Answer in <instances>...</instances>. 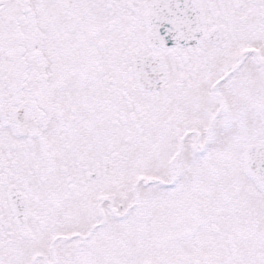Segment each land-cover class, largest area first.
Returning <instances> with one entry per match:
<instances>
[{
    "label": "snow or ice",
    "instance_id": "6c2138e0",
    "mask_svg": "<svg viewBox=\"0 0 264 264\" xmlns=\"http://www.w3.org/2000/svg\"><path fill=\"white\" fill-rule=\"evenodd\" d=\"M0 264H264V0H0Z\"/></svg>",
    "mask_w": 264,
    "mask_h": 264
}]
</instances>
